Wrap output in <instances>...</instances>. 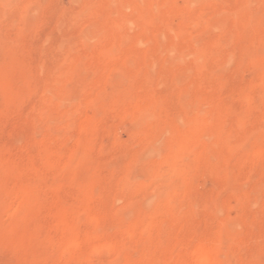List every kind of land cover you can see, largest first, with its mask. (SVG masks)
<instances>
[{"label": "rangeland", "instance_id": "1", "mask_svg": "<svg viewBox=\"0 0 264 264\" xmlns=\"http://www.w3.org/2000/svg\"><path fill=\"white\" fill-rule=\"evenodd\" d=\"M264 264V0H0V264Z\"/></svg>", "mask_w": 264, "mask_h": 264}, {"label": "bare ground", "instance_id": "2", "mask_svg": "<svg viewBox=\"0 0 264 264\" xmlns=\"http://www.w3.org/2000/svg\"><path fill=\"white\" fill-rule=\"evenodd\" d=\"M202 264H203V262H202Z\"/></svg>", "mask_w": 264, "mask_h": 264}]
</instances>
